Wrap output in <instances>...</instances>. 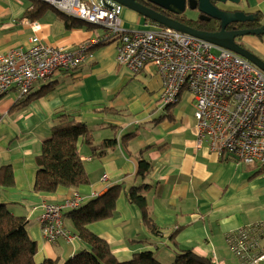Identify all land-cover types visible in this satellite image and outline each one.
I'll return each instance as SVG.
<instances>
[{
  "label": "crops",
  "instance_id": "obj_1",
  "mask_svg": "<svg viewBox=\"0 0 264 264\" xmlns=\"http://www.w3.org/2000/svg\"><path fill=\"white\" fill-rule=\"evenodd\" d=\"M30 3L0 0V51L29 49L36 43L76 49L103 32L96 33L94 29L100 27L92 24L93 28H67L52 10L35 19L42 24L35 31L31 19L24 16ZM239 5L264 15V0H241ZM122 20L128 30L147 27L148 22L125 7ZM246 40L257 48L254 39ZM91 53L77 69H63L49 80L36 82L27 96L20 97L15 89L0 92V166L11 164L15 173L13 187H0V202L8 204L13 214L29 219L30 235L38 243L35 260L40 263L51 258L63 263L87 246L70 229L71 217L65 215L70 209L63 214L71 237L49 241L40 222L43 203H63L75 192L87 201L112 185L122 184L115 215L88 225L110 243L119 260L128 261L134 254L150 250L169 264L177 251L193 248L214 261L244 264L233 251L229 235L264 222V167L221 156L208 143L198 145L193 98L182 96L183 92L173 106L163 105V82L156 66L131 72L118 62L116 42H103ZM49 84L54 88L21 105ZM62 113L84 121L93 130L95 143L116 137L118 144L98 156L81 142L79 150L89 183L78 188L59 186L53 193L37 192L36 158ZM131 132L137 136L123 144V136ZM140 155L152 161L146 181L153 186L146 196L160 234L151 231L140 208L126 198V190L139 183ZM259 241L264 253V234ZM257 264H264V257Z\"/></svg>",
  "mask_w": 264,
  "mask_h": 264
},
{
  "label": "built area",
  "instance_id": "obj_2",
  "mask_svg": "<svg viewBox=\"0 0 264 264\" xmlns=\"http://www.w3.org/2000/svg\"><path fill=\"white\" fill-rule=\"evenodd\" d=\"M43 1L102 28L103 32L76 49L36 43L29 49L0 51V92L15 89L20 97L27 96L36 82L49 80L63 69H77L92 54L93 46L116 42L117 60L131 72L156 66L163 82V105L176 104L184 91L193 95L198 145L208 143L221 156L264 167L262 69L229 49L157 23L148 22L146 28L128 30L123 26L124 6L115 0ZM30 24L35 31L42 27L38 20H31ZM84 201L75 192L63 203H43L40 222L44 236L51 242L71 237L63 211ZM261 234L264 222L229 235L233 251L244 264H257L264 257ZM213 264L224 263L213 260Z\"/></svg>",
  "mask_w": 264,
  "mask_h": 264
},
{
  "label": "trees",
  "instance_id": "obj_3",
  "mask_svg": "<svg viewBox=\"0 0 264 264\" xmlns=\"http://www.w3.org/2000/svg\"><path fill=\"white\" fill-rule=\"evenodd\" d=\"M30 1V6L25 10L24 16L31 20L41 19L49 10H52L65 22L67 28L94 27L49 6L43 0ZM258 13L263 19L264 15L261 12ZM146 20L149 23H155L150 19ZM180 21L190 25L195 23V21L190 23L186 16ZM102 44L93 46L91 51ZM53 88L54 84L46 85L40 92L27 97L21 105H26L33 99L42 97ZM171 106L173 105L167 107ZM136 136V132L125 134L123 144L126 145ZM81 142L91 146L97 155L101 156L109 149L114 148L118 144V139L116 137L105 138L99 143H95L93 130L84 121L77 120L70 113H62L57 124L52 128L50 136L44 140L41 152L36 158L38 168L34 182L35 191L53 193L59 186L78 188L89 183L90 177L79 150ZM152 166V161L140 155L136 172V179L139 183L129 187L125 193L127 200L140 208L143 220L151 231L160 234L162 231L156 226L148 211L149 204L146 196V192L153 186L146 181ZM14 185L15 173L12 165L0 166V187L10 188ZM122 192V184L112 185L103 194L96 195L65 213L71 217L70 229H74V233L87 246L63 263L51 258H46L38 263L35 260L38 243L30 235L29 219L13 214L8 204L0 202V264H166L161 262L150 250L138 252L128 261H121L112 251L110 243L89 229L90 223L115 215ZM173 242L176 244L175 236ZM169 264H213V260L193 248H188L177 251L173 261Z\"/></svg>",
  "mask_w": 264,
  "mask_h": 264
},
{
  "label": "water",
  "instance_id": "obj_4",
  "mask_svg": "<svg viewBox=\"0 0 264 264\" xmlns=\"http://www.w3.org/2000/svg\"><path fill=\"white\" fill-rule=\"evenodd\" d=\"M122 4L125 8L136 12L139 16L145 20L150 19L157 24L173 28L175 30L188 33L199 38H202L208 42H211L217 46L229 49L245 58L250 60L256 66L264 71V60L261 59L250 49L244 47L238 43L236 37L257 34H264V24L249 29L240 30H228L227 25L234 22L256 21L259 18L258 12H245L244 10H225L219 8L214 4L213 0H147L167 11L174 14L182 15L186 13L188 8L198 10L203 15L210 16L220 21V29L216 31H204L194 28L190 24L184 23L179 19L168 16L152 7H148L136 0H115ZM216 1V0H214ZM221 2L240 3L241 0H217ZM188 20L194 21L191 17L185 15ZM203 16H200L202 18ZM208 19V18H207ZM148 21V20H146Z\"/></svg>",
  "mask_w": 264,
  "mask_h": 264
},
{
  "label": "flooded vegetation",
  "instance_id": "obj_5",
  "mask_svg": "<svg viewBox=\"0 0 264 264\" xmlns=\"http://www.w3.org/2000/svg\"><path fill=\"white\" fill-rule=\"evenodd\" d=\"M138 2H140L141 4H144L148 7H152L168 16H172L175 17L179 20L184 19V16L186 14H182V15H178V14H174L170 11H167L147 0H136ZM214 4L217 5L219 8L221 9H225V10H243L242 7H240V3H231V2H221V1H214ZM197 10V9H196ZM245 12H248L246 10H244ZM249 13H253V12H249ZM200 16H203L202 18H200ZM208 18V19H207ZM192 20L195 21V23L191 20H189L190 23H194L193 26L194 28L200 29V30H204V31H216L220 29V21L216 20L214 18H211L210 16L207 15H203L202 12L197 10V15L192 16L191 17ZM147 22V21H146ZM148 23V22H147ZM196 24V25H195ZM264 24V18L261 19V17L259 16L258 19H256V21H245V22H234V23H230L227 25V29L228 30H240V29H249V28H255V27H259L261 25ZM259 25V26H257ZM238 43H240L241 45H243L244 47L250 49L251 51H253L252 46L244 40L243 36L240 37H236L235 39Z\"/></svg>",
  "mask_w": 264,
  "mask_h": 264
},
{
  "label": "rangeland",
  "instance_id": "obj_6",
  "mask_svg": "<svg viewBox=\"0 0 264 264\" xmlns=\"http://www.w3.org/2000/svg\"><path fill=\"white\" fill-rule=\"evenodd\" d=\"M188 17H192V16H195V15H197V10H193V9H190V8H188L187 10H186V13H185ZM140 27H143V25L142 26H140ZM143 28H146V27H143ZM143 28H140V29H143ZM94 31L97 33V32H101L102 31V29L101 28H97V29H94ZM244 37V40L245 41H247L246 40V38H248V37H251L252 39H254V42L256 41V43H257V48H255L253 45L254 44H251V43H249L248 41V43L252 46V49H253V52L255 53V54H257L261 59H263L264 60V34H262V35H257V34H251V35H245V36H243ZM97 38V37H96ZM188 95V97L187 98H190L189 96H191L192 98H193V95L190 93V92H188V91H184V93L182 94V96H185V95ZM181 96V97H182Z\"/></svg>",
  "mask_w": 264,
  "mask_h": 264
}]
</instances>
